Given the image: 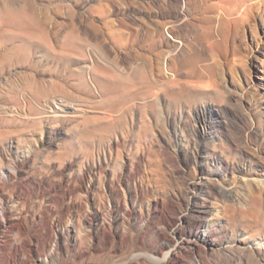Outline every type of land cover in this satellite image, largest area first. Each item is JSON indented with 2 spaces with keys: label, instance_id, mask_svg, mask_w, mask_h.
<instances>
[{
  "label": "rangeland",
  "instance_id": "1",
  "mask_svg": "<svg viewBox=\"0 0 264 264\" xmlns=\"http://www.w3.org/2000/svg\"><path fill=\"white\" fill-rule=\"evenodd\" d=\"M256 1L0 0V218L45 212L59 232L97 211L115 232L124 213L108 209L124 192L176 211L183 237L165 264H264ZM57 99L69 115L50 112ZM128 223L124 246H89L78 263L138 264L170 235L159 224L144 244Z\"/></svg>",
  "mask_w": 264,
  "mask_h": 264
},
{
  "label": "bare ground",
  "instance_id": "2",
  "mask_svg": "<svg viewBox=\"0 0 264 264\" xmlns=\"http://www.w3.org/2000/svg\"><path fill=\"white\" fill-rule=\"evenodd\" d=\"M248 1H250V0H248ZM262 1L263 0H257L255 4L254 3H252V4H254V6L257 7L258 5L260 6ZM249 7H251V5H249ZM50 108H51L50 112L54 116L62 117V116L67 115L70 112V110L72 109V106L67 101H64V100L59 101L58 100V102H54ZM49 115H51V114H49ZM0 171H1V169H0ZM93 185H95V184H93ZM99 187H100V185H99ZM109 193H111V192H109ZM84 195H86V194H84ZM101 195H102V193H101ZM21 199H22V197H21ZM82 199H83V197H82ZM102 199H104V198H102ZM102 201H104V200H102ZM144 202H146V201H144ZM40 203H41V201H40ZM150 203L149 204H143L142 201L138 202L135 197L127 198L126 193H124V192L122 195L119 194L117 201L112 203V208L108 209V214L111 217H113L115 214H119L121 212L124 213V217L117 216V218H116V222L118 224H117V226L115 224V226H116L115 232H114V225L109 220L101 219L103 221L104 220L107 221L108 228L104 224L103 225L99 224L100 219L97 216V214H98L97 211H95V213L93 215L92 214L90 215L89 213H87L86 211L83 210V214H81L80 216H77V218H75L71 222L72 225L70 227L64 228V229L62 228L61 231H59V232H56L55 226L50 223V217H53V216H51L49 213L44 212L43 214H41L42 216L38 215L39 216V219H38L37 215H35L36 213L33 216H31L32 214L31 215L22 214V213L21 214H15L11 211H7L6 214L2 215V217L0 218V264H48L49 261L46 257V253L48 252V250L51 251L50 256L52 255L53 257H58L59 261L62 260L60 257V252L62 251V252L66 253L65 256H67L69 258V261H70L69 263H71V264H94V263L87 262V260H84L83 262L78 263L77 259L83 258L85 255L89 254V250H88L89 246H93V245L94 246H96V245L101 246V244L103 242L104 243L110 242L112 240L115 241V239H116L117 243L120 245L119 247L124 246L125 242L127 241L128 237H129V232L131 230V228H130L131 224L128 223V220H131V223H132V221H134V228L136 229L137 233L138 232L141 233V234L138 233L139 238L137 237L141 243H144L146 240H148V242L150 244V235L152 234V232L156 231V227L159 224H164L166 229L168 231H170V235H167L165 233L158 235L159 237L163 238L164 243H162L163 242L162 240H161L162 241L161 243L158 242V244H159L158 248L155 252L153 251L154 253L150 254V252H148V251L146 253L135 252L132 255V259L136 260L137 261L136 263H138V264H165V262L168 260V258H171V257L175 258L177 256V253L179 252V251L177 252V250L179 249L178 248L179 242L177 240L179 239L180 236H182L183 229H182V226L180 227V225H178L177 219L179 217L177 218L176 211H174L172 209V207L167 206V207L163 208L160 212L153 211V213H151L150 211L153 210V208L150 206ZM156 205L157 204H155V206ZM38 206L39 205H37V207ZM83 206H85V205L83 204ZM19 207L21 208V206H19ZM83 209H85V208H83ZM86 209H87V206H86ZM57 214H58V212H57ZM159 214H160V216L157 217V215H159ZM168 216H174V217L171 220L168 218ZM72 218H73V216H72ZM44 221H45V225L43 226L41 223ZM61 223H63V221L59 217L58 218V225ZM67 225H68V221H67ZM102 229H104L103 233L101 235H99V232ZM195 238L198 240L200 237L195 236ZM147 248H148V246H147Z\"/></svg>",
  "mask_w": 264,
  "mask_h": 264
}]
</instances>
